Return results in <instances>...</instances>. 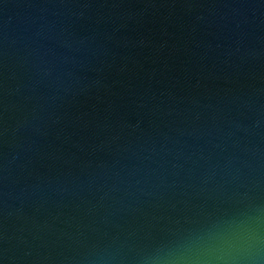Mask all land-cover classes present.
Instances as JSON below:
<instances>
[{"label":"water","instance_id":"1","mask_svg":"<svg viewBox=\"0 0 264 264\" xmlns=\"http://www.w3.org/2000/svg\"><path fill=\"white\" fill-rule=\"evenodd\" d=\"M0 264H264V0H0Z\"/></svg>","mask_w":264,"mask_h":264}]
</instances>
